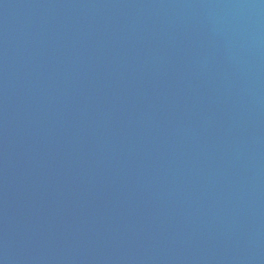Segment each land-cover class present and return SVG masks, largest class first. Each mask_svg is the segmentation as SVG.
I'll return each mask as SVG.
<instances>
[{"label":"water","instance_id":"water-1","mask_svg":"<svg viewBox=\"0 0 264 264\" xmlns=\"http://www.w3.org/2000/svg\"><path fill=\"white\" fill-rule=\"evenodd\" d=\"M0 87L54 264H264V0H0Z\"/></svg>","mask_w":264,"mask_h":264}]
</instances>
